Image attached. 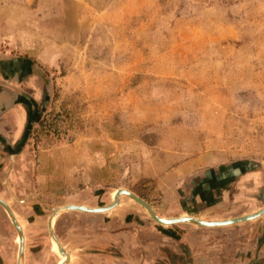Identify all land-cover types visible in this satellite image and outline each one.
Segmentation results:
<instances>
[{"label":"rangeland","instance_id":"obj_1","mask_svg":"<svg viewBox=\"0 0 264 264\" xmlns=\"http://www.w3.org/2000/svg\"><path fill=\"white\" fill-rule=\"evenodd\" d=\"M0 53L48 81L69 140L38 132L104 164L96 193L161 215L264 197V0H0Z\"/></svg>","mask_w":264,"mask_h":264},{"label":"crops","instance_id":"obj_2","mask_svg":"<svg viewBox=\"0 0 264 264\" xmlns=\"http://www.w3.org/2000/svg\"><path fill=\"white\" fill-rule=\"evenodd\" d=\"M49 86L33 63L0 53V198L21 227L23 264H60L48 230L55 207L102 206L112 201L113 191L119 188L109 191L108 196L104 190L96 193V185L107 181L100 175L104 164L98 166L84 158L74 165L69 160L76 159L74 149L60 153L57 144L44 142L38 126L42 110L51 104ZM81 164L86 171L83 174ZM123 197L105 212L65 210L55 216L54 232L67 253L63 264H264V213L217 226L193 222L163 225L147 218ZM142 198L164 218L193 216L217 221L264 207V197L244 205L239 193L229 191L207 198L215 202L212 208L200 206L189 212L161 215ZM2 221L0 264H17L19 236L0 205Z\"/></svg>","mask_w":264,"mask_h":264},{"label":"water","instance_id":"obj_3","mask_svg":"<svg viewBox=\"0 0 264 264\" xmlns=\"http://www.w3.org/2000/svg\"><path fill=\"white\" fill-rule=\"evenodd\" d=\"M120 195H126L132 198L135 202H137L138 204H140L141 206L145 208V210L147 211L148 215L152 218V220H154L156 223L163 224V225H170L174 223H183V222H193L197 225H202V226H217V225L236 223V222L245 221V220H251L264 213V207H263L252 214L241 215L239 217H235V218L227 219V220H221V221L220 220L219 221L200 220L196 217H191V216H176V217H170V218L165 219V218L160 217L154 211L150 203L146 201L144 198L132 192L131 190L122 187V188H118L117 190L116 202H109L105 205L98 206V207H88L85 205H76V204H65V205L63 204V205H59L55 207L53 210V214L58 215L60 212L65 211V210H81V211L90 212V213L105 212L109 209H112L114 206L118 204V197ZM0 205L5 209V211L7 212L8 216L12 220V223L14 224L17 230L18 236L20 238L19 247H18L17 264H23V234H22L21 227L19 223L17 222L9 205L1 198H0ZM52 218L53 216L51 214V216L48 219V230H49L50 237L57 242L59 246V251L65 254L66 252L64 251L63 247L61 246L54 232Z\"/></svg>","mask_w":264,"mask_h":264},{"label":"built area","instance_id":"obj_4","mask_svg":"<svg viewBox=\"0 0 264 264\" xmlns=\"http://www.w3.org/2000/svg\"><path fill=\"white\" fill-rule=\"evenodd\" d=\"M38 127L51 138L69 140L68 120L60 109L45 110L42 113Z\"/></svg>","mask_w":264,"mask_h":264},{"label":"bare ground","instance_id":"obj_5","mask_svg":"<svg viewBox=\"0 0 264 264\" xmlns=\"http://www.w3.org/2000/svg\"><path fill=\"white\" fill-rule=\"evenodd\" d=\"M116 191V190H115ZM116 193H117V191L116 192H114L113 193V197H112V201L111 202H116ZM121 196V195H120ZM119 196V197H120ZM119 197H118V204H119ZM117 204V205H118ZM116 205V206H117ZM115 207V206H114ZM113 207V208H114ZM110 210V209H109ZM249 214H252V213H248V214H245V215H249ZM55 216H56V214L55 215H53V218H52V220L55 218ZM161 217V216H160ZM191 217H193V216H191ZM236 217H239V216H236ZM162 218H164V217H162ZM232 218H235V217H232ZM232 218H228V219H232ZM165 219H167V218H165ZM201 220V219H200ZM203 220V219H202ZM224 220H227V219H224ZM217 221H219V220H217ZM221 221V220H220ZM17 240V242L19 243L20 242V238H17L16 239ZM54 245L56 246V248H57V251L59 252V253H61L60 251H59V246H58V244H57V242L54 240ZM63 259L65 260V259H67V253H61V255H60V264H63Z\"/></svg>","mask_w":264,"mask_h":264},{"label":"flooded vegetation","instance_id":"obj_6","mask_svg":"<svg viewBox=\"0 0 264 264\" xmlns=\"http://www.w3.org/2000/svg\"><path fill=\"white\" fill-rule=\"evenodd\" d=\"M261 208H263V207H261ZM253 213V212H252Z\"/></svg>","mask_w":264,"mask_h":264}]
</instances>
